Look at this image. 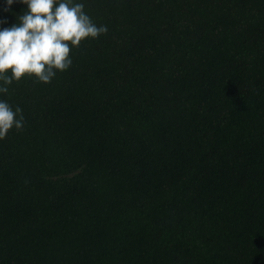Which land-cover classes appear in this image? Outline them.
<instances>
[{"label": "trees", "instance_id": "16d2710c", "mask_svg": "<svg viewBox=\"0 0 264 264\" xmlns=\"http://www.w3.org/2000/svg\"><path fill=\"white\" fill-rule=\"evenodd\" d=\"M73 3L107 33L0 93V264H264V0Z\"/></svg>", "mask_w": 264, "mask_h": 264}, {"label": "clouds", "instance_id": "9594fccd", "mask_svg": "<svg viewBox=\"0 0 264 264\" xmlns=\"http://www.w3.org/2000/svg\"><path fill=\"white\" fill-rule=\"evenodd\" d=\"M16 0H7L10 7ZM27 11L17 23L0 30V93H8V85L24 79L49 84L57 72L72 65L71 52L82 42L98 39L107 33L105 25L97 26L84 11L83 3L73 0H19ZM22 109L15 110L0 100V140L10 130H22Z\"/></svg>", "mask_w": 264, "mask_h": 264}]
</instances>
